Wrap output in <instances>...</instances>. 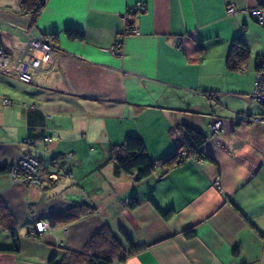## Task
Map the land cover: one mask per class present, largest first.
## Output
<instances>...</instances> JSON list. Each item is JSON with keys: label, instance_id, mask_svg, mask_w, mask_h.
I'll return each mask as SVG.
<instances>
[{"label": "crops", "instance_id": "1", "mask_svg": "<svg viewBox=\"0 0 264 264\" xmlns=\"http://www.w3.org/2000/svg\"><path fill=\"white\" fill-rule=\"evenodd\" d=\"M257 4L264 0H44L30 31L55 35L52 63L34 70L29 83L0 73V96L11 100L0 104V169L28 152L41 161L42 178L53 173L56 179L45 181L43 191L0 173V198L16 220L20 246L16 254L0 252V264L60 259L63 248L80 249L104 223L139 248L111 264H264V124L248 120L262 107L249 98V77L246 92L227 90L234 78L228 76L239 71L224 67L239 32L252 46L248 31L256 22L243 10ZM229 5L237 11L227 14ZM138 8L136 32L127 33L125 14ZM0 22V46L17 57L31 18L19 0H0ZM67 28L80 31L82 40L67 39ZM210 90L223 123L217 133L201 94ZM182 124L206 135L200 156L162 177L156 169L137 181L107 158L108 145L129 134L141 138L151 158L162 157L175 144L171 131ZM38 133L51 140L43 143ZM217 177L222 193L213 184ZM84 200L95 213L48 226L37 238L27 234L36 220L47 222ZM168 208L173 214L165 220L159 210ZM188 227L191 238L182 234ZM10 244L0 228V248Z\"/></svg>", "mask_w": 264, "mask_h": 264}, {"label": "trees", "instance_id": "2", "mask_svg": "<svg viewBox=\"0 0 264 264\" xmlns=\"http://www.w3.org/2000/svg\"><path fill=\"white\" fill-rule=\"evenodd\" d=\"M43 4L44 0H19L20 11L29 14L31 18L30 26L26 31L32 30V27L35 25L36 20L40 15V10L42 9ZM257 6L264 9V5L257 4ZM140 10V8L129 10L125 14V28L127 30L130 31L133 28L134 16ZM261 25L264 32V23ZM244 28L245 25L243 24L242 29ZM64 35L69 40H82L83 38V34L80 31L70 28L64 30ZM41 37L45 40L50 41L51 43L56 40L54 34L42 35ZM198 49H200V46H198ZM1 50L3 51V53L10 55L4 48L1 47ZM248 57L249 48L244 40L243 33L239 32L229 41V47L224 59V67L228 71H240L247 64ZM253 63L254 69L252 89L254 73L260 70H264V50L261 53H257L254 55ZM251 93L252 90L249 95ZM201 94H203L204 96L206 95L207 99L210 101L208 105V110H210V113L207 114L210 118L211 114L215 115L210 105H214L213 103L217 101V94L212 90L204 91ZM4 97L7 98L6 96ZM262 113L260 115H262ZM45 130L47 129L44 128V131ZM171 132L176 136L175 144L172 151L162 157L154 159L151 158L147 154L145 145L141 138L137 135L129 134L125 135L120 143H112L108 145L107 158L108 160L113 161L114 169L116 172L121 171L124 173H132L134 179L137 181L148 177L153 172H155L156 169L161 170L160 176L162 177L170 168L181 164V162H183L186 158H198L200 156V147L206 140V135L204 133L187 124H182L176 129H173ZM47 137L49 138L48 135L38 133L37 138H41L43 143H47ZM36 158L39 160L38 157ZM206 159L212 161L210 157H206ZM11 167L13 168V166ZM38 170L39 175L41 176L43 172H41L42 165L40 160ZM4 172H8L7 165H4L0 169V173ZM50 181L52 180H47V183ZM25 183L32 185V183H28L27 181ZM35 184L37 185V183ZM46 185L47 184H43L44 187H46ZM136 203V199L134 197H131L128 202V206L133 208ZM95 212L96 207L89 201L84 200L75 202L69 205L65 210L51 214L47 219V223L48 226L66 225L70 222L78 220L81 217L91 215ZM159 213L165 220H167L173 214V210L171 208H168L164 211L159 210ZM16 226L17 223L15 218L0 198V228L7 231L11 239L10 246L7 248H0V252H11L16 254L20 251ZM194 233L195 232L193 227H188L182 231V234L185 238L193 237ZM27 234L29 235V232H27ZM37 237L38 236H35V238ZM122 242H126L128 246L127 250L124 248ZM137 250H139V248L133 247V245L129 242V240H127V238L120 230L115 231L108 223H104L97 229V231L93 233V235L80 249L73 250L63 248L62 257L60 259H56L55 255H50L47 259V264H111L112 262H123L129 254H132Z\"/></svg>", "mask_w": 264, "mask_h": 264}, {"label": "built area", "instance_id": "3", "mask_svg": "<svg viewBox=\"0 0 264 264\" xmlns=\"http://www.w3.org/2000/svg\"><path fill=\"white\" fill-rule=\"evenodd\" d=\"M237 11L235 7L232 5H229L226 7V13L227 14H233ZM245 13H247L251 18H253L256 22L259 24L264 23V9L261 7H258L257 5L253 7H249L245 10H243ZM125 23V20H124ZM125 32H136L134 28H132L130 31L126 29ZM25 43L23 45V48L20 50V52H23V57L21 58L20 55L17 57H12L10 55H7L3 53L2 50H0V66L5 68V70H1L2 73H5L4 71H15L16 75L23 81H30L32 77V71L33 70H39L41 69L40 66L43 63H51L53 60L52 55V43L48 40L43 39L42 37H36L32 31L28 30L25 33ZM119 46V43L115 45ZM9 66V68H8ZM10 72V71H9ZM12 72V73H13ZM206 96V95H205ZM252 100L257 102L259 105L264 106V70H260L254 73V80H253V89L252 93L249 95ZM7 98L4 97V100ZM213 114H211L210 117H212ZM251 118H254L256 120H259L260 122H264V107H263V113L262 115H253ZM213 120H211L210 125ZM215 122L220 123L219 120H214ZM258 121V122H259ZM214 124V123H213ZM212 124V126H214ZM46 140H49L46 138ZM39 160L34 156L31 155L28 152H23L15 161V165L13 166V163L8 168V172H11V176L17 179H20L22 181H27L28 183H37L39 182V170H38ZM13 166V168L11 167ZM51 177H55L54 174H50ZM34 225V230L43 231L45 228H48V223L44 220H36ZM39 232H36L37 235ZM32 237L37 236L36 234L32 233Z\"/></svg>", "mask_w": 264, "mask_h": 264}, {"label": "rangeland", "instance_id": "4", "mask_svg": "<svg viewBox=\"0 0 264 264\" xmlns=\"http://www.w3.org/2000/svg\"><path fill=\"white\" fill-rule=\"evenodd\" d=\"M250 7H253V6H250ZM247 8H249V7H247ZM246 8V9H247ZM2 23L0 22V25H1ZM256 27L255 28H253V29H251V31H248V36H250V38H252V46H249L248 44H247V46H248V48H249V57H248V60H247V65H246V67L245 68H243V69H241L237 74H233V76H228V77H234L233 79H231V80H227L226 81V83H225V87L227 88V90H232L233 92H246L245 91V88H246V86H245V83H244V80L247 78V77H249L250 79H251V84H252V79H253V70H251V67H252V63H251V61H252V56L255 54V53H261L263 50H264V32H263V27H262V25L261 24H258V23H253ZM260 27L261 28V30H262V32H263V38H260V39H257V30L256 29H258V27ZM247 30V29H246ZM245 30V31H246ZM243 33H244V31H243ZM22 48H23V46H22ZM21 48V49H22ZM20 49V50H21ZM0 50H1V47H0ZM253 53V54H252ZM19 55H20V57L22 58L24 55H23V52H19ZM18 55V56H19ZM18 56H17V59H18ZM52 63V62H51ZM44 65L45 64H48V63H43ZM43 64L40 66V68H42V66H43ZM8 68H9V66H8ZM1 70L3 71V70H5V68L3 69V67L2 66H0V73H2L1 72ZM9 71H4L5 72V74H7L8 76H10V77H12V78H14V79H16V80H18V81H20V82H23V83H29L30 81H23V80H21L17 75H16V73H14L13 71H11L10 69H8ZM13 72V73H12ZM31 79H32V77H31ZM235 79V80H234ZM236 80H239V82H237ZM241 90H244V91H241ZM240 95H243V93H241ZM10 103H11V100L7 97V99L6 100H4V96H0V104L1 105H3V106H7V105H10ZM257 103V102H256ZM258 104V103H257ZM259 105V104H258ZM211 107H212V105H210ZM262 106V105H261ZM262 107H264V106H262ZM251 116H253V115H251ZM220 115L218 114H215V115H213L212 117H210L209 118V122H211V120H213L212 121V123H211V125H210V129L212 130V132L213 133H217V132H219L221 129H222V125H223V123H222V121L220 120ZM219 120L220 121V123H218V122H215L214 120ZM249 122H251V123H261V124H264V122H260L259 120H256V119H254V118H251V117H249ZM259 121V122H258ZM241 122H243V120H241ZM214 123V124H213ZM212 124L214 125V126H212ZM48 138V137H47ZM49 140H47V142H49L51 139H50V137L48 138ZM16 161V160H15ZM15 161L14 162H12L13 163V166L15 165ZM158 171H160V170H158ZM158 171H157V173H158ZM50 174L51 173H49V175H47L45 178L46 179H44V178H41V176H39V178H38V180H39V182H37V185L38 186H40V188H42V190L44 191L47 187H44L43 186V184L45 183V181H47V180H55L56 179V177H51L50 176ZM55 175V174H54ZM213 184H214V187L216 188V190L217 191H219L220 193H222L223 191H222V188H221V183H220V179H219V177H217V178H215L214 179V181H213ZM32 185H36L35 183H32ZM43 186V187H42ZM34 225H35V223L33 224V226H32V228L28 231L29 232V236L30 237H32V233H34V234H36L37 235V233L36 232H39L38 230L36 231V230H34ZM46 230V228L43 230V231H45ZM43 231H40L39 232V234L37 235L38 237L40 236V234L43 232ZM33 238H35V237H33Z\"/></svg>", "mask_w": 264, "mask_h": 264}]
</instances>
